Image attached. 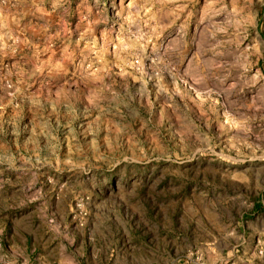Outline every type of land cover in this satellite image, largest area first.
Returning <instances> with one entry per match:
<instances>
[{
  "label": "rangeland",
  "instance_id": "rangeland-1",
  "mask_svg": "<svg viewBox=\"0 0 264 264\" xmlns=\"http://www.w3.org/2000/svg\"><path fill=\"white\" fill-rule=\"evenodd\" d=\"M264 0H0V264H264Z\"/></svg>",
  "mask_w": 264,
  "mask_h": 264
},
{
  "label": "trees",
  "instance_id": "trees-1",
  "mask_svg": "<svg viewBox=\"0 0 264 264\" xmlns=\"http://www.w3.org/2000/svg\"><path fill=\"white\" fill-rule=\"evenodd\" d=\"M258 209L262 211L264 210V206H260Z\"/></svg>",
  "mask_w": 264,
  "mask_h": 264
}]
</instances>
